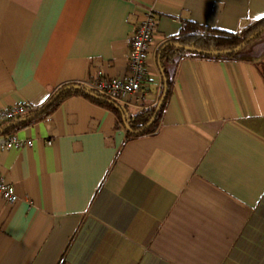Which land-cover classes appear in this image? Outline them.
<instances>
[{
  "label": "crops",
  "instance_id": "1",
  "mask_svg": "<svg viewBox=\"0 0 264 264\" xmlns=\"http://www.w3.org/2000/svg\"><path fill=\"white\" fill-rule=\"evenodd\" d=\"M148 11L147 94L115 100L127 122L157 103L156 50L182 23L238 34L264 0H0V109L125 75ZM242 57H183L149 135L77 95L13 133L31 146L0 152L18 197L0 198V264H264V34Z\"/></svg>",
  "mask_w": 264,
  "mask_h": 264
},
{
  "label": "trees",
  "instance_id": "2",
  "mask_svg": "<svg viewBox=\"0 0 264 264\" xmlns=\"http://www.w3.org/2000/svg\"><path fill=\"white\" fill-rule=\"evenodd\" d=\"M263 33H264V18L257 22L252 23L238 34L227 33L217 29L204 28L192 22L182 23L178 36L167 39L156 50L157 67L160 72L161 85H162L159 99L163 91V83H164L163 81H165L166 83V95L159 111L157 112L154 121L150 126L146 128L145 126L152 118L159 99L154 106H152L147 110H143L139 112L136 116L130 119V121L128 122L125 121V123H123L119 104L115 100L99 95L96 92L88 89V91L94 93L95 95L111 100L116 104V105H111L108 104L106 101L93 99L81 91L67 90L66 87L71 85H64L58 88L55 91V93L48 99V101L39 108L33 109L24 116L14 121H9L4 125H2L0 129L1 128H5V129L0 132V136L12 135L13 133L21 129L27 128L40 120H44L48 118L65 99L75 95L81 96L91 101L94 104L103 106L109 109L110 111H112L115 114L117 121L120 124H122L123 127L125 128L126 137L128 139L152 134L153 132L156 131L158 127L162 110L171 92L174 70L176 69L178 62L183 57L191 56L199 59H208V60H217V59L237 60L241 58L244 59V57H242V51L248 45L254 42L255 39L257 38L259 39V37ZM250 37L253 38L238 51L232 53H226L240 46L244 41H246ZM184 48H192L205 53L221 52V54H218L216 56H208L206 54L199 52H190L188 50H185ZM245 60L249 61L251 59L245 58ZM261 71L263 72V77H264V71L262 70V68ZM58 92H60V94L52 103H50L51 99ZM33 115H34L33 118L27 119L28 117ZM140 130L142 131L139 132L138 134L135 133Z\"/></svg>",
  "mask_w": 264,
  "mask_h": 264
},
{
  "label": "built area",
  "instance_id": "3",
  "mask_svg": "<svg viewBox=\"0 0 264 264\" xmlns=\"http://www.w3.org/2000/svg\"><path fill=\"white\" fill-rule=\"evenodd\" d=\"M156 30V17L152 11L144 13L143 19L133 31L129 43L127 72L117 78H92L87 82V88L99 95L121 102L139 103L148 91L147 55L150 43ZM33 108L29 105H15L0 109V127L9 121H14ZM31 141H21L13 135L0 136V152L11 149L30 147ZM0 198L8 205L18 201L12 186L0 176Z\"/></svg>",
  "mask_w": 264,
  "mask_h": 264
},
{
  "label": "water",
  "instance_id": "4",
  "mask_svg": "<svg viewBox=\"0 0 264 264\" xmlns=\"http://www.w3.org/2000/svg\"><path fill=\"white\" fill-rule=\"evenodd\" d=\"M252 38H253V37L248 38V39H247L246 41H244L240 46H238V47H236L235 49H233V50H231V51H228V52H226V53H232V52H236V51H238V50H239L240 48H242L245 44H247ZM184 49H185V50H188V51H190V52H199V53H203V54H206V55H208V56H216V55H218V54H221V52H210V53H205V52L198 51V50H195V49H192V48H184ZM163 82H164V83H163V91H162V95H161V97H160V99H159V101H158V103H157V105H156V108H155V111H154V114H153L152 118H151L150 121L147 123V125L145 126V128L148 127V126H150V125L152 124V122L154 121V119H155V117H156V115H157V112L159 111V109H160V107H161V105H162V102H163V100H164V98H165V95H166V83H165V81H163ZM66 89H67V90H77V91H81V92L85 93L86 95H88L89 97H91V98H93V99L100 100V101H106L108 104L116 105L113 101L108 100V99H105V98L100 97V96H98V95H95L94 93H92V92H90V91L84 89L83 87H81V86H79V85H71V86L66 87ZM59 94H60V92L56 93V95H54V97L51 99L50 103H52V102L57 98V96H58ZM33 117H34V115L28 117L27 119H31V118H33ZM23 120H26V119H23ZM122 120H123V123H125L124 118H122ZM4 129H5V128H1V129H0V132L3 131ZM141 131H142V130L137 131V132H135V133L138 134V133L141 132Z\"/></svg>",
  "mask_w": 264,
  "mask_h": 264
},
{
  "label": "rangeland",
  "instance_id": "5",
  "mask_svg": "<svg viewBox=\"0 0 264 264\" xmlns=\"http://www.w3.org/2000/svg\"><path fill=\"white\" fill-rule=\"evenodd\" d=\"M264 34V33H263ZM258 39V38H257ZM257 39H255L254 41H256ZM253 43V42H252Z\"/></svg>",
  "mask_w": 264,
  "mask_h": 264
}]
</instances>
